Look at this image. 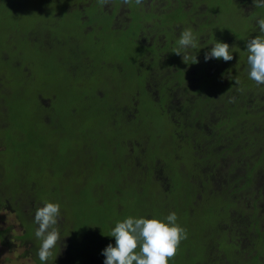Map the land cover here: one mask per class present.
<instances>
[{"label":"trees","instance_id":"trees-1","mask_svg":"<svg viewBox=\"0 0 264 264\" xmlns=\"http://www.w3.org/2000/svg\"><path fill=\"white\" fill-rule=\"evenodd\" d=\"M26 1L15 8L20 10ZM72 1L66 4L67 10L79 19L67 26L79 22L78 32L61 34L62 15L44 5L40 26L55 27L45 30L41 42L47 50L64 47L69 52L67 64H75L74 73H86V82L99 89L90 88L94 92L86 97L77 88L79 107L62 108L59 116L50 107L54 114L44 119L53 136L46 139H32L35 127L26 124L22 130L10 118V107L4 102L0 105V207L15 213L22 227L17 239L29 245L25 254L33 264H44L37 255L41 242L35 237L34 215L45 201L61 206L57 225L61 243L52 249L46 264H103L102 250L114 243L111 230L116 222L130 216L163 220L175 212L179 222L182 217L189 224L201 204L208 221L196 222L185 239L193 235L197 249L183 248L181 241L176 256L181 251L206 258L209 254L211 264H217L215 259L220 260L218 264H255L246 262V246L249 255L253 244L263 246L264 253L260 242V237L264 239V137L254 136L264 133V85L255 87L248 76L246 43L264 35L256 23L264 17V7L254 6L252 0H164L162 9L155 10V0H142L140 5L131 0L125 5L129 12H124L123 0H108L112 3L107 9L98 0H84L87 5L83 6ZM88 6L93 13L88 14ZM195 8L201 11L195 14ZM160 12L163 17L159 19ZM49 13H53L52 23H46ZM195 15L200 16L198 22ZM127 16L130 21L125 20ZM128 27L134 31L131 43H140L144 50L134 62L132 73L137 80L134 74L130 79L140 85L114 88L113 79L120 78L112 73L119 72L123 78L127 73L114 59L116 51L113 55V50L101 44L121 38ZM187 28L197 46L180 49L187 57L183 60L175 52ZM216 28L220 41L229 44L233 60L213 58L216 61L210 67L198 61L199 71L193 67L194 57L210 51L213 42L207 36ZM0 86L1 92L11 95L15 87L9 82ZM142 99L149 105L144 106ZM29 102L37 112L33 95ZM153 111L169 120L168 139L180 147L179 152L175 147L171 155L162 150L166 134H152ZM66 117L70 123L60 121ZM226 124L231 128L223 129ZM248 133L252 137H246ZM34 143L40 144L41 153ZM31 149L28 156L26 150ZM44 159L49 167L41 166ZM35 170V176L30 174ZM7 236L9 228L0 230L2 244H9ZM199 262L198 258L195 264Z\"/></svg>","mask_w":264,"mask_h":264},{"label":"rangeland","instance_id":"rangeland-1","mask_svg":"<svg viewBox=\"0 0 264 264\" xmlns=\"http://www.w3.org/2000/svg\"><path fill=\"white\" fill-rule=\"evenodd\" d=\"M22 1L23 0H0V85H4L9 82L14 83L15 86L12 91V95L1 92L2 87L0 86V105L4 102L6 107H10V118L13 119L18 127L22 128V130H25L27 128L26 124L27 126L31 124L35 127L31 128V131L33 130L34 135L32 139H46L47 137L52 138L51 136L53 135H51V129L45 125V115H49V117H52L55 113L54 116L56 117L59 116V113L57 111L62 110V108L73 109L79 107L77 104V99L78 96H80V92L77 88L83 90V92L86 93V97H88L89 92H94L90 91V88L94 87L96 89H99V87L86 82V73H74L72 67H75V64H67L66 58L68 57L69 52L64 47L55 50H47L45 47H43V44L41 42L45 30L50 29L51 27H55L54 25L50 24H48L49 26H40V24H42V21H39L42 17L41 9L44 5L46 6V8H49L48 10L59 11V14L62 15V22L61 24L58 23L59 25H62V27L58 26V28H63L60 31L61 34L71 32L75 35L78 32V28L75 27L79 25V22H77L74 27L67 26L68 24L74 21L76 22L79 19V15L73 13L70 14L71 12L67 10L68 6L66 4H70L72 0H27L23 8H21L20 10L16 9V4L20 5V2L22 4ZM121 1L122 0H119V2ZM193 1L195 0H191V2ZM149 2H151V0H149L148 3ZM165 2L166 1L160 2V0H155L152 1V4L157 5V7L155 8V10H157L159 8L162 9L161 6ZM109 3H112V1ZM109 3H107V5L105 4V9L108 8ZM76 5H87V1L85 2L84 0H77ZM125 5L126 4H124L123 7H125ZM145 5L146 9H148L147 3ZM123 7L121 8V11L129 12L126 7ZM87 10L88 14L91 12L93 13L94 11L90 6H88ZM200 11L201 8L194 9L195 14ZM48 15L50 16L49 19L46 18V23H52L53 13H49ZM146 17L149 18V16ZM161 17H163L162 12L157 15V18L160 19ZM194 17L195 21L198 22V18L200 16L197 17L195 15ZM125 20L130 21V16H127ZM142 27L148 28L145 27L144 24H142ZM224 27L228 26L224 25ZM128 28L126 34H124V36H122L121 38H116L115 40L110 41L107 40L102 42L101 44L104 45L102 48H106V50H113V55L116 51L114 59L116 62L118 61L123 64V70L125 73H127V76L124 78L120 76L121 73L119 72L112 73L113 77L120 78L118 81H116V79H113L112 87L114 88L121 89V87L124 86V89H126L130 85L131 87H139L140 85V82L131 83L130 79H132V76L134 74V81L137 80L136 74L132 73L133 68L136 69V64L134 62L136 61L137 57L143 54L144 50L142 49L140 43H137L136 45H133L131 43L132 39L130 38L132 36V33L134 34V31H132L131 27ZM79 34L83 33L79 31ZM81 38L85 40L83 36H81ZM207 38L213 43L215 42V40L221 42V39L219 37V29L216 28L214 30H210V34L207 36ZM83 47L84 45H82V48ZM88 47L89 46H86L85 49L93 51V49L90 48L93 47L92 43L90 44V47ZM61 52L65 54V59L61 60L62 56L58 57ZM54 54H57L56 58H54ZM203 55L205 56V54L196 55V59L197 61H199L200 66H202L203 63H208L207 66L210 67L212 66L211 63L213 61H216L213 58L205 61L204 57L200 58V56ZM105 66L107 67L108 65ZM200 66L198 65V62L193 65V67L201 71L202 69ZM100 78H103L104 82L108 86H110V83H108L104 77ZM210 83L218 87L217 82L211 81ZM254 86L256 87V83ZM260 86L262 85H259L257 87L261 88ZM20 87L23 89V91H21ZM204 87V84L201 83L200 88ZM32 95L33 100L35 101L34 104H36L38 109L37 112L34 109L35 107H33V105L29 102V97ZM250 95L253 97L252 93H250ZM141 101L144 106L149 105L146 99H142ZM46 103H49V106H46ZM12 106H14V109L12 108ZM44 107H49V110ZM50 107L54 108V113H52ZM24 115H26L27 119L25 121ZM28 118L30 121L28 120ZM152 118L155 121V127H153L152 134H166V141L162 144V150L165 153L171 155L175 152V147L179 152L180 147H178L175 143L169 141L168 139V133L170 131L169 120H167V118H162L159 112L154 111L152 114ZM60 121L65 124L71 122L70 117L62 118L60 119ZM228 127L231 128V125L226 124L222 126L223 129H228ZM12 133L15 134L14 131H12ZM254 136L264 137V133L261 135L254 134ZM246 137H252V133L246 134ZM35 147L39 150V153H41L40 144H36ZM181 149V151L185 153L186 149H184V146H182ZM32 150L34 149H31L30 151L26 150V153H30L28 156L32 155ZM172 165H174V161H172ZM41 166L45 168L47 166L49 167V161L47 159H44ZM249 167L250 163H247L246 168ZM35 172L36 170L30 171V174L35 176ZM253 189L255 190L256 187H253ZM245 196L246 192H244L242 196L240 195L243 201V197ZM172 197L175 199L176 195L172 193ZM252 201L256 200L254 199ZM261 204L264 205V202ZM201 206L202 205L200 204L199 208H197V210H199V213H195V216H193L189 224H187L186 221L182 219V217L180 219V222L177 220V223L183 228L186 229L187 227H191L189 230H187V233L189 234H192V230L194 231L196 222L205 224V220L208 221V215L205 211H203L204 209ZM5 228H9V236H7V243L9 244H2L0 242V264H33L31 256L25 254L29 245L22 244V241L17 239V235L22 232V227L19 224L15 213L0 207V230H3ZM206 233L208 235H211V231ZM182 242L183 248L190 247L193 250L197 249L193 235L188 238L187 242H185V239L182 240ZM111 244L115 246V241ZM253 245H251L250 248L255 250L257 253H261V257H263V250L257 245H255L254 247ZM198 258L202 262L204 261V264L205 262L211 264L210 261L211 259H213L209 254L208 258H206L201 254H199V257L194 254L192 256H189L185 255V253L182 254V252L180 251L177 256L175 255V257L169 261V264H195ZM232 259L235 258L232 257ZM223 260H227V257L224 254ZM215 261L217 264L218 262H220V260L218 259H215ZM202 262H199L198 264H203ZM257 262H260L261 264V258H259Z\"/></svg>","mask_w":264,"mask_h":264},{"label":"clouds","instance_id":"clouds-1","mask_svg":"<svg viewBox=\"0 0 264 264\" xmlns=\"http://www.w3.org/2000/svg\"><path fill=\"white\" fill-rule=\"evenodd\" d=\"M101 5L108 0H98ZM131 0H123L129 4ZM254 6L264 7V0H252ZM137 5L142 0H135ZM256 23L259 31L264 34V17L258 18ZM215 40V39H214ZM178 49L175 52L181 55L180 49L195 48L196 37L190 28L181 32L178 40ZM248 76L256 85H264V35H256L246 43ZM182 56V59H186ZM222 59L225 62L233 60V53L228 43L215 40L210 51L205 53L204 59ZM196 56L194 62L197 63ZM238 82V81H237ZM60 204L45 201L38 207L34 215V223L38 226L35 237L40 240L37 251L41 262L52 257V249L61 243L57 227L60 218ZM175 212H170L163 220L144 217H128L116 222L111 230V237L115 238V246L109 243L103 250L105 257L103 264H169L178 251L182 240L187 238V230L177 223ZM66 247V245H65Z\"/></svg>","mask_w":264,"mask_h":264},{"label":"flooded vegetation","instance_id":"flooded-vegetation-1","mask_svg":"<svg viewBox=\"0 0 264 264\" xmlns=\"http://www.w3.org/2000/svg\"><path fill=\"white\" fill-rule=\"evenodd\" d=\"M264 217V216H263ZM263 228H264V223H263V226H262ZM248 239V238H247ZM248 242H249V239H248ZM260 242L262 243V244H264L263 242H264V239H263V237H260ZM245 243V242H244ZM262 250H263V246H262ZM263 252V251H262ZM259 258H261V264L263 263L264 264V260H263V258H264V256L263 257H261V253H257L255 250H253L252 252H251V255H249V252H248V247L246 246V262H249V261H254L255 262V264L256 263H258L257 261L259 260ZM259 264V263H258Z\"/></svg>","mask_w":264,"mask_h":264}]
</instances>
